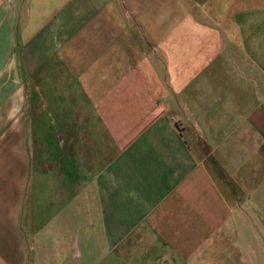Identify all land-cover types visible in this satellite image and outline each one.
<instances>
[{"label": "crops", "instance_id": "1", "mask_svg": "<svg viewBox=\"0 0 264 264\" xmlns=\"http://www.w3.org/2000/svg\"><path fill=\"white\" fill-rule=\"evenodd\" d=\"M0 264H264V0H0Z\"/></svg>", "mask_w": 264, "mask_h": 264}, {"label": "rangeland", "instance_id": "2", "mask_svg": "<svg viewBox=\"0 0 264 264\" xmlns=\"http://www.w3.org/2000/svg\"><path fill=\"white\" fill-rule=\"evenodd\" d=\"M26 88V86H25ZM27 91V89H26ZM43 94V93H42ZM33 96H30L32 99L26 100L22 99L21 102V111L22 114L23 112L30 110V122L34 124L35 127H38L39 130H43L45 126L49 127L52 125H59L60 123V116L56 114L53 110H46L45 103L46 101L44 99L40 98V95L36 96L35 94H32ZM37 97V98H35ZM70 104V103H69ZM57 105V104H56ZM13 106V101H5V107H12ZM55 106V105H54ZM55 107H59V102L58 105ZM58 112L60 110V107L56 109ZM25 118V116H22V120ZM14 117L12 115H6L5 116V122L6 123H13ZM36 123V124H35ZM178 129V128H177ZM179 130V129H178ZM42 139H43V134L44 132H40Z\"/></svg>", "mask_w": 264, "mask_h": 264}, {"label": "built area", "instance_id": "3", "mask_svg": "<svg viewBox=\"0 0 264 264\" xmlns=\"http://www.w3.org/2000/svg\"><path fill=\"white\" fill-rule=\"evenodd\" d=\"M181 125L180 124H177L176 125V128L180 129Z\"/></svg>", "mask_w": 264, "mask_h": 264}]
</instances>
